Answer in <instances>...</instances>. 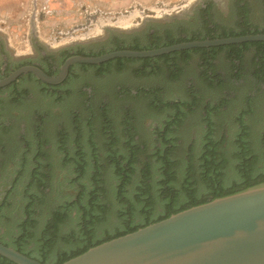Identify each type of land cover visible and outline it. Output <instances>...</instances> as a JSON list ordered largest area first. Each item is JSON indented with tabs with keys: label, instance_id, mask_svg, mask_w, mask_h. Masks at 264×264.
<instances>
[{
	"label": "trees",
	"instance_id": "1",
	"mask_svg": "<svg viewBox=\"0 0 264 264\" xmlns=\"http://www.w3.org/2000/svg\"><path fill=\"white\" fill-rule=\"evenodd\" d=\"M258 1L264 13V0ZM230 6L232 20H220L214 2L204 0L195 8L194 18L174 20L165 26L148 23L140 37L131 41L127 35L114 36L110 47L93 50L76 46L57 54L41 48L34 59L8 58L4 71L1 59L0 80L34 64L48 76H56L65 60L74 55L98 57L122 50L151 51L194 41L264 35V17L261 27L252 23L249 1L230 0ZM250 51L255 54L248 66L249 73L257 82L255 85L260 86L264 84V42L195 49L151 59H116L98 66L76 65L70 68L62 85L48 86L26 75L0 89V93L10 101L21 100L25 95L18 85L29 81L49 97V90H63L53 96L60 102L70 94L76 68H96L104 75L114 63L118 70L130 63L139 64L136 76H165L169 83L176 84L189 71L195 57L197 78L205 86L220 91L236 90L230 79L244 78L246 54ZM1 54L8 57L4 48ZM222 55L230 79L217 73L216 61ZM162 90L155 87L136 96L123 92L121 96L127 95L126 98L116 99L126 102L142 97L150 108L171 111L164 124L154 129V140L149 143L133 124L138 115L134 108L123 109L121 118H115L110 107L96 109L93 105L86 109L88 114L75 115L71 130L61 129L54 137L60 160L45 149L52 139L45 124L46 112L42 113L46 116L39 114L34 121L32 141L19 135L23 143L14 137L16 143L9 149L0 138V244L40 264H63L172 215L264 183V131L245 120L253 110L252 98H244L243 110L234 117L227 107L237 98L230 94L207 103L202 110V100L193 88L187 90L189 99L185 101L166 100L160 96ZM3 102L0 100V106ZM195 113L198 124L206 129L200 130L198 138L185 142L179 128ZM228 120L238 128L235 134ZM116 121H121L120 128ZM13 127L0 122V132ZM256 133L258 138L254 137ZM96 134L103 135L101 146L94 142ZM81 139L89 145L81 144ZM0 264L13 263L0 257Z\"/></svg>",
	"mask_w": 264,
	"mask_h": 264
},
{
	"label": "rangeland",
	"instance_id": "2",
	"mask_svg": "<svg viewBox=\"0 0 264 264\" xmlns=\"http://www.w3.org/2000/svg\"><path fill=\"white\" fill-rule=\"evenodd\" d=\"M203 1L0 0V26H2L0 27V38L5 42L7 51L12 56L21 59L38 57L39 53L33 46L34 41L37 45L51 51L72 44L99 50L103 47H110L111 38L114 36L127 35L129 41L140 37V32L146 28L148 23L165 26L174 20L194 18L195 8ZM212 1H215V9L219 11L220 20H232L230 0ZM246 1H249L253 9V15H250L252 23L261 27L264 17L261 3L258 0ZM190 29L195 30L197 28L191 27ZM254 54V51L246 54L248 65H246L244 78L239 81L230 79L231 74L226 71L225 56L222 55L217 59V73L223 79L229 78L231 83L235 85L234 88L237 87L236 90L231 88L220 91L205 86L196 75L198 72L196 67L198 59L196 57L191 61L189 71L176 84L169 83L165 76H136L134 72L139 67V64L136 63L127 64L124 69L120 70L116 68L117 64L114 63L111 70L104 75H100L96 68L87 70L76 68L73 80H70V94L60 102H57L56 97L53 96L63 92V90H49L48 94L51 96L49 97L41 92L36 83L24 81L18 85L25 95L21 100L10 101L6 94L0 93V100L4 101L0 106V122L6 126L9 124L14 126L11 130L0 132V138L4 143H7L9 149L16 143L13 141L14 137L18 141L20 140L19 135L24 136L25 140L32 141L34 121L37 120L39 114L46 112L47 116L42 115L46 116L45 124L48 136L52 139L45 149L53 158L60 160L61 152L55 142L56 135L61 132V129L70 128L71 130V121L75 115L88 114L86 109L93 105L96 109H100L102 106L110 107L115 118H121L123 109L134 108L138 115L133 124L138 128L142 139L149 143L154 140L152 135L154 129L164 124V118L171 111L169 109L167 111L150 108L148 102L142 97L136 101L118 102L117 100L126 98L127 95L121 96L123 92L136 96L142 90L154 89L155 87L163 89L160 94L162 98L166 100L176 99V101L188 100L187 90L193 88L202 100L199 106L202 110L206 109L207 103L230 94L237 98L227 107L234 117L243 110L244 98L250 97L253 99V110L245 120L249 124L257 125L258 130L264 131V84L255 85L257 82L251 78L248 67L251 65ZM54 105L56 106L54 107ZM228 121H230L235 134L238 128L234 126V121ZM115 124L120 128L121 121H116ZM201 129H206V127L203 124H198L196 113L189 116L185 125L179 128L180 132L183 133L185 142L198 138ZM234 134L231 131V136ZM254 137L258 138V134L256 133ZM139 138L136 137L135 139L138 140ZM19 142L23 143V140ZM94 142L101 146L103 135L96 134ZM80 143L89 145L86 139H81ZM22 146L24 147V144ZM230 153L227 154L228 157H230ZM61 172L66 174V170ZM1 191L2 189H0Z\"/></svg>",
	"mask_w": 264,
	"mask_h": 264
},
{
	"label": "water",
	"instance_id": "3",
	"mask_svg": "<svg viewBox=\"0 0 264 264\" xmlns=\"http://www.w3.org/2000/svg\"><path fill=\"white\" fill-rule=\"evenodd\" d=\"M258 42H264V35L194 41L151 51L122 50L98 57L74 55L65 60L56 76L27 65L0 80V89L26 75L45 85L59 86L76 65L98 66L116 59H151ZM0 257L13 264H40L2 244ZM63 264H264V183L172 215Z\"/></svg>",
	"mask_w": 264,
	"mask_h": 264
},
{
	"label": "flooded vegetation",
	"instance_id": "4",
	"mask_svg": "<svg viewBox=\"0 0 264 264\" xmlns=\"http://www.w3.org/2000/svg\"><path fill=\"white\" fill-rule=\"evenodd\" d=\"M214 2V4H215V1H213ZM0 27H2V26H0ZM33 46H35L34 48H36V50L38 51L39 49H41V48H43L44 49V47L43 46H41V45H37L36 44V42L34 41L33 42ZM76 46H80V45H78V44H72V45H66V46H64V47H62V48H58V49H55V50H47V49H44L46 52H50V53H54V54H57L59 51H61L62 49H67V48H74V47H76ZM84 47V46H83ZM5 49V51L8 53V57H6L5 55H2L1 54V51H2V49ZM34 51H35V49H34ZM37 53V52H36ZM41 54L42 55H45V53L44 52H42L41 51ZM8 58H11V59H13L14 61H20V60H23V59H21V58H18L17 56H12L8 51H7V48H6V45H5V42L3 41V39L2 38H0V60L2 59L3 60V62H4V65H3V67H2V71H4L5 70V68H6V65L8 64L7 62H8ZM35 65V64H34Z\"/></svg>",
	"mask_w": 264,
	"mask_h": 264
}]
</instances>
